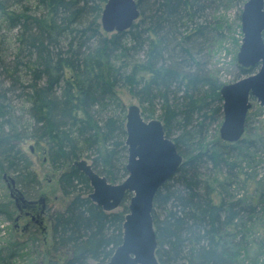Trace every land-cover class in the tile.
Here are the masks:
<instances>
[{
	"label": "trees",
	"instance_id": "16d2710c",
	"mask_svg": "<svg viewBox=\"0 0 264 264\" xmlns=\"http://www.w3.org/2000/svg\"><path fill=\"white\" fill-rule=\"evenodd\" d=\"M246 1L137 0L140 19L108 35L101 26L107 0H0V183L7 174L28 200L42 195L23 149L28 141L61 172L60 192L70 201L52 214L49 250L59 264L106 263L123 242L131 195L121 210L105 211L74 165L87 160L112 184L127 178L126 108L118 87L137 99L146 120L163 122L184 158L154 200L159 262L262 264L264 242L255 236L264 179L257 180L256 170L264 133L251 129L249 111L240 141L218 136L223 84L210 67L224 35L214 13ZM239 69L242 77L256 72ZM207 166L216 174L211 183L202 173ZM242 182L249 196L229 192ZM16 212L11 197L0 200V217L14 221ZM40 229L34 224L19 236L12 228L0 237V264H39L33 249L43 242Z\"/></svg>",
	"mask_w": 264,
	"mask_h": 264
},
{
	"label": "water",
	"instance_id": "95a60500",
	"mask_svg": "<svg viewBox=\"0 0 264 264\" xmlns=\"http://www.w3.org/2000/svg\"><path fill=\"white\" fill-rule=\"evenodd\" d=\"M140 19L137 0H107L101 17L106 33L124 32ZM242 45L238 64L256 72L223 85V122L220 138L228 143L240 141L252 108L251 99L264 107V0H247L241 14ZM127 178L112 184L94 171L87 160L74 165L89 179L90 199L107 212L117 211L130 194L128 214L123 224V242L106 263L93 264H161L156 256L157 233L153 221L154 200L158 190L179 170L184 158L174 141L166 136L160 119L146 120L139 105L128 107L126 114ZM11 196L20 209L35 201L28 200L16 187L15 179L4 175ZM40 200L44 201L43 198ZM41 201V202H42Z\"/></svg>",
	"mask_w": 264,
	"mask_h": 264
},
{
	"label": "rangeland",
	"instance_id": "374dc122",
	"mask_svg": "<svg viewBox=\"0 0 264 264\" xmlns=\"http://www.w3.org/2000/svg\"><path fill=\"white\" fill-rule=\"evenodd\" d=\"M244 6V5H243ZM243 10V7L241 8ZM240 7L237 6L236 3L231 2L224 7H220L215 13L214 16L217 17V20L222 23L223 27V40L218 44L216 48V52L214 53V59L211 62V70L213 75L220 80L223 85L231 84L243 76L239 69V64L237 60V55L239 53L240 47L242 45L243 33L241 30V11ZM106 33V32H105ZM111 35L113 33H106ZM243 78V77H242ZM116 92L122 103L125 105L126 114L128 111V107L131 105H139L137 99L129 92V90L125 87L116 88ZM252 109L250 110V124L251 129L253 131H257V134L264 133V110H260V108H264L260 106V103L251 99ZM141 108V106H140ZM142 110V108H141ZM219 130L217 131L218 136L220 137ZM215 133L214 131H212ZM23 149L27 154L30 155L34 162V169L37 172V176L41 183V191L40 193L47 197L48 201V213L51 216L55 211H63L67 204L70 201V198H66L62 195L59 188V177L61 172H55L50 168L49 163L45 160V158L41 155L39 149L36 147L32 141H28ZM260 163L257 167L256 174L258 176L257 180L260 181L262 178L264 179V159H259ZM262 161V162H261ZM211 166L204 167L202 173H204V178L207 181H211L210 179H215L216 174L212 172ZM262 179V180H263ZM211 183V182H210ZM235 188V187H234ZM262 192L264 189L261 190ZM229 192L232 194L243 197L249 196V187L245 182H242L241 186H236L235 189L230 188ZM249 193V194H248ZM11 196V188L8 187V183H0V200H4L6 196ZM36 199L39 198V194ZM13 199V198H12ZM14 200V199H13ZM15 201V200H14ZM120 207L118 210H121ZM117 210V211H118ZM260 225L258 232L256 234V238L262 240L264 242V207H262L260 211ZM18 212L15 213V217L17 218ZM16 221H7L4 217H0V237H8L10 236V232L13 231L12 228L17 230L16 234L19 236H23L24 226L27 224L26 220L18 223V227H16ZM42 231V236L40 237L43 242L38 245V249H33L34 254L36 256V262L39 264H59L58 259L55 257H51L49 254V250L51 249V235H52V217L49 220H46L43 226H39ZM264 249V245H259ZM30 250H28L29 252ZM262 251V250H261ZM263 256L260 258V263L264 264V251ZM61 262V261H59Z\"/></svg>",
	"mask_w": 264,
	"mask_h": 264
},
{
	"label": "flooded vegetation",
	"instance_id": "af4514ba",
	"mask_svg": "<svg viewBox=\"0 0 264 264\" xmlns=\"http://www.w3.org/2000/svg\"><path fill=\"white\" fill-rule=\"evenodd\" d=\"M41 198L44 199V201L40 200ZM47 197L43 194L32 201H35L36 203L30 204L26 208L20 209L16 204L18 208V215L16 218V227H18V223H20L23 220L27 221V224L24 226L23 230L28 231L32 225H38L43 226L46 222V220H50L52 215L50 216L48 213L49 207H48V201ZM42 201V202H41Z\"/></svg>",
	"mask_w": 264,
	"mask_h": 264
}]
</instances>
